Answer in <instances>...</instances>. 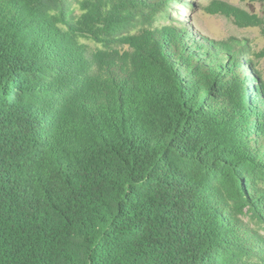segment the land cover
Masks as SVG:
<instances>
[{
    "label": "trees",
    "instance_id": "1",
    "mask_svg": "<svg viewBox=\"0 0 264 264\" xmlns=\"http://www.w3.org/2000/svg\"><path fill=\"white\" fill-rule=\"evenodd\" d=\"M166 2L85 1L117 44L92 73L53 43L68 0H0V264H263L264 101Z\"/></svg>",
    "mask_w": 264,
    "mask_h": 264
},
{
    "label": "rangeland",
    "instance_id": "2",
    "mask_svg": "<svg viewBox=\"0 0 264 264\" xmlns=\"http://www.w3.org/2000/svg\"><path fill=\"white\" fill-rule=\"evenodd\" d=\"M69 6L75 12L77 20H83L81 30L76 28L75 36H63L56 38L55 42L60 45V55L65 59V63L72 62L73 59L93 60L94 66L90 65L92 73L99 72L96 67L98 55L104 62L111 51L109 48L117 46L112 40H107L101 36V24L104 18L87 14L84 5L87 0H68ZM98 5H106L110 0H90ZM165 5H172L173 10H164L159 13L157 19L160 20L166 29L165 33L174 36L176 31L173 26L188 30L187 35L193 40L210 46L217 56L226 59L234 66L240 65V56L247 68V73L253 78V85L264 101V0H166ZM127 3V2H126ZM119 3L117 13L124 14L133 11L136 18L141 17L140 12L129 9L127 3ZM165 3V2H160ZM160 7V5H159ZM127 8L128 11L124 9ZM156 6L148 5L146 8L149 20L156 14ZM133 14V16H135ZM84 31V32H81ZM92 33V34H90ZM93 33L96 35L94 36ZM54 40V38H53ZM244 48L245 52L242 51ZM126 48L124 50H127ZM84 73V66L81 67ZM77 68L71 64V69L65 65L64 70L74 72ZM77 74H82L80 73ZM84 75V74H83ZM255 80V81H254ZM264 104V103H263ZM264 186V183H263ZM245 223L251 229L257 239V249L264 257V219L256 217L248 209ZM264 264V258H263Z\"/></svg>",
    "mask_w": 264,
    "mask_h": 264
}]
</instances>
